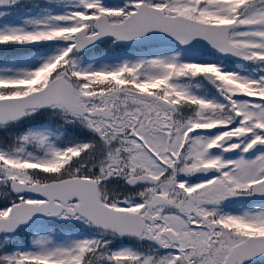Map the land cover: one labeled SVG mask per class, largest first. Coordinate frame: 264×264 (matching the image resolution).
I'll list each match as a JSON object with an SVG mask.
<instances>
[{
    "label": "snow or ice",
    "instance_id": "6c2138e0",
    "mask_svg": "<svg viewBox=\"0 0 264 264\" xmlns=\"http://www.w3.org/2000/svg\"><path fill=\"white\" fill-rule=\"evenodd\" d=\"M0 264H264V0H0Z\"/></svg>",
    "mask_w": 264,
    "mask_h": 264
}]
</instances>
